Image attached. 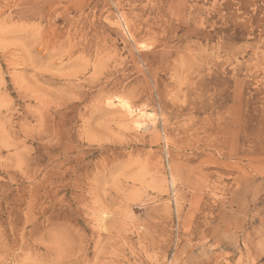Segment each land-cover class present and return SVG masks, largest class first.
I'll list each match as a JSON object with an SVG mask.
<instances>
[{
    "label": "rangeland",
    "instance_id": "rangeland-1",
    "mask_svg": "<svg viewBox=\"0 0 264 264\" xmlns=\"http://www.w3.org/2000/svg\"><path fill=\"white\" fill-rule=\"evenodd\" d=\"M0 264H264V0H0Z\"/></svg>",
    "mask_w": 264,
    "mask_h": 264
}]
</instances>
